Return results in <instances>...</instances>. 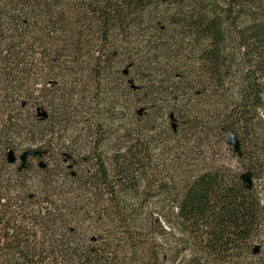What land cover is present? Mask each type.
<instances>
[{
	"label": "trees",
	"instance_id": "1",
	"mask_svg": "<svg viewBox=\"0 0 264 264\" xmlns=\"http://www.w3.org/2000/svg\"><path fill=\"white\" fill-rule=\"evenodd\" d=\"M60 6V0H0V155L8 169L19 163L8 176L0 172V264H229L234 256L257 258L261 248L255 243L264 231V199L255 186L264 179V0H92L80 5L83 11L69 21L57 17ZM42 10L51 13L36 19L44 24L38 31L33 15ZM156 17L161 19L156 30L170 40L160 49L172 70H156L159 57L146 61L154 50H137L133 56L138 63L127 61L118 72L126 89L134 96L147 95L150 108L163 97L172 100L170 119H179L189 136L181 140L185 147L176 150L193 154L194 137L214 132L227 142L232 133L240 144V153L233 150V155L244 173L234 176L210 166L179 183H163L161 173L152 170L150 147L141 134L114 153L108 167L98 152L103 131L97 126L89 136L92 155L84 160L90 167L81 175L74 171L79 161L63 154L70 191L83 193L69 199L72 192L61 189L60 174L47 171L46 163L40 167L50 154L46 144L57 142L72 119L92 111L91 104H103L96 101L98 92L93 99L92 91L102 86L95 78L106 80V72L115 68L118 47L113 43L130 38L137 21ZM232 39L240 62L229 51ZM132 44L127 42L128 47ZM63 57L70 67L54 66L45 76L55 75L54 69L67 73L78 81L68 83L72 92L47 79L51 93L43 101L51 110L35 102V112L24 116L37 98L27 82L44 70L40 62L50 68ZM139 62L140 70L155 77L149 82L152 89L136 84L132 73ZM155 72L165 79L158 80ZM212 89L214 95L209 94ZM212 97L218 100L210 109H187L193 100L210 102ZM118 105L112 101L104 108ZM147 109L134 115L141 121ZM17 135L42 144L34 149L42 158L30 157L27 168H20V157L33 149L17 156L12 148ZM10 151L17 158L13 165L8 163ZM31 159L39 160L43 198L38 204L44 207L35 211L37 205L30 204L23 213L11 189L26 181ZM186 160L172 162L182 165ZM246 174L251 175V188L243 181ZM92 212L101 232L87 242L73 225L79 215Z\"/></svg>",
	"mask_w": 264,
	"mask_h": 264
},
{
	"label": "rangeland",
	"instance_id": "2",
	"mask_svg": "<svg viewBox=\"0 0 264 264\" xmlns=\"http://www.w3.org/2000/svg\"><path fill=\"white\" fill-rule=\"evenodd\" d=\"M91 1L73 0L72 2V0H60V12H58L56 15L57 17L62 16L69 21L71 20V15L73 16L74 13L77 14L79 10L83 11V9L80 8V5H89ZM86 12L88 11H84L82 14L84 15ZM50 13L51 12H48V10H42L35 13L33 15V28L38 31L41 30L44 27V24L41 22L36 23V19H41ZM74 18H76V16ZM157 22H161V19L158 17L146 22L137 21L139 27L131 31L132 34L129 36L130 38L127 37L128 39L126 41H122V37H119V40L116 43H113L114 47H118V56L116 58L115 68L113 72H106V80L103 78H95L94 83L97 84L100 82L102 83V86L99 88V91L98 89H94L92 91L93 99L94 94L97 95L96 92H98L99 96L96 101H98V103L103 101V104L99 105L97 102L91 104L89 109H92V111L72 119L71 123L65 127L64 131L59 132V140L57 142L52 141V143L46 144L48 148H50L47 150L50 152V154L43 159L44 162L42 163L47 164V171H50L51 174L55 173L57 176L60 174L58 179L61 184V189L68 191L71 190L70 183L65 177L68 175V173L67 165L63 160V154H71L79 161V164L74 169V171L78 175H81L82 170L90 167L84 163V160L88 159L92 155V152L89 151L90 147H92V142L89 136L95 132L97 126L103 131V135L98 141V152L103 154L108 167L110 165V159L115 157L114 153L128 145V143L133 138H136L141 134L140 136L143 137L147 145L150 147V155L153 158L152 170L157 173H161L163 179L160 181L163 183L167 182L166 179H173L175 182L179 183L180 179H185L187 178L186 176H189L191 173H198L199 170L210 166L222 168V170H225L226 173L234 176L244 173L242 163L240 164L233 155V149L229 147L221 135H216L214 132H209L208 135L200 136V139H196V137H194L192 140V147H194L193 154H186L185 149L176 150L177 148L180 149L185 147L181 140H183L185 137L188 138L189 136L185 135L186 133L183 132L179 119L176 118L175 121L170 119V114L174 112V103L172 100L170 98L165 99L166 97H163L161 98V102L155 106H151L150 108L148 104H146L147 95L141 94L139 96H134L126 89L125 82L118 72L123 71L127 61L133 59L138 63V58L135 57L136 55L133 56L137 50L144 51L143 54L149 53V49L154 50V52L147 55L149 57L146 61H155L157 57H159L153 67L160 71L163 68L169 72L172 70L171 66H169V62H167L165 59H162L163 55L162 50L160 49L164 45L169 44L170 40L164 36L166 34L159 33L156 30L155 26L157 25ZM127 42H131L133 44L128 47ZM144 48L147 49L145 50ZM229 51L231 54L235 55L239 62L242 61V56L235 39L230 41ZM43 62L44 61L40 62V66L42 69L44 68V70L39 75L32 78L31 82H27L30 88L29 92H33L37 98L33 102L29 103V105L26 107V110L23 112L24 116L32 115L35 112V102H40L44 107L50 109V107L46 106L43 101V99L46 98V95L51 93L48 92L49 88L46 86L47 79L59 81L61 87H63V91L72 92V90L70 91L69 89L70 85L68 83H74L75 80L69 78L67 73H63L59 69H54L55 75L45 76L54 66L64 64V66L70 67L68 59L63 57L59 63L50 65V68L49 66H46V68L43 67ZM140 69L139 62V66H137L135 71L132 73L134 78L137 80L136 84L141 85L146 89H152V85L149 82L155 78L153 77L154 75H149L148 71ZM93 74H95V72H93ZM155 75H157L158 80H161V77L162 79H165V77L159 76L157 72H155ZM144 77H148L149 79ZM76 82L78 81H75V83ZM232 83L234 89L237 90L239 80L235 79ZM156 86L161 87L159 85ZM215 91L216 90L212 89L209 94L214 95ZM107 97L112 98L107 99ZM217 100L218 98L216 97H212L210 102L209 100H193L192 104L187 106V109H210V105H214ZM112 101H115L119 105L114 109L104 108V104H109ZM179 105L181 107H185L183 106V103H180ZM144 107H148V109L140 121L134 114H136L138 109ZM0 113H2V111H0ZM87 121L95 125V127H89V123L86 124ZM172 126L176 127V133L173 132L174 130ZM1 128L2 127L0 126V129ZM176 134H179V137L176 138ZM41 147V142H34L33 140L27 141L23 135H17L16 141L12 145V148L15 150L17 156L21 155L26 150H36L40 149ZM181 157L183 159H187L182 163V165H176L174 162H172L175 161L180 163V161L176 160L180 159ZM4 159L6 160L7 157ZM30 163L31 171L26 174V181L20 182L16 188L11 189V196H17L18 199V211L21 210L23 213H25L26 207H29L30 204L37 205L33 206L32 208L35 209V211H37V209L40 207H44L43 205L38 204L39 202H42L43 198L40 194L41 188L39 185V180H43V178H40L42 174L39 173V160L31 159ZM18 165L19 163L13 168L8 169V167L4 165L3 157L0 155V172L2 175L8 176V173L10 171H14ZM22 186H24V188ZM255 186L258 191H262V197L264 199V179L256 180ZM70 192H72V195H68L69 199L71 196L75 197V199H78L83 195V193L80 191ZM31 195H34L35 197L33 200H29V196ZM159 205L160 204H154V206ZM30 210L28 209L29 212ZM95 216V212L89 213L88 215L86 213H84V215H79V222L73 225V227L77 226L79 228L77 229V234L80 235L81 238H86L87 242H89L92 237L97 235L99 236L101 232V228H98V225H96L92 219V217ZM255 245L261 248L260 255L257 258H252L249 255L243 256L242 258L234 256L229 264H264V231L261 232L260 240L256 241Z\"/></svg>",
	"mask_w": 264,
	"mask_h": 264
},
{
	"label": "water",
	"instance_id": "3",
	"mask_svg": "<svg viewBox=\"0 0 264 264\" xmlns=\"http://www.w3.org/2000/svg\"><path fill=\"white\" fill-rule=\"evenodd\" d=\"M132 83V81H131ZM133 88H136L133 86ZM142 112V110L140 111V113ZM227 143L230 147L233 148V150L236 152V153H240V144L237 140V138L232 134V133H228V138H227ZM43 154L41 151H34V150H31V151H27L25 152L21 157H20V161L22 162V165H21V169L22 168H27L29 166L28 164V159L30 157H33V158H42ZM17 161V158L15 156V154L10 151L9 154H8V163L10 165H13L15 164ZM40 167L43 168L44 167V163H40ZM243 181L247 184V187L248 188H251L252 186V178H251V175L250 174H246L243 176ZM258 252V248L255 249V253Z\"/></svg>",
	"mask_w": 264,
	"mask_h": 264
}]
</instances>
